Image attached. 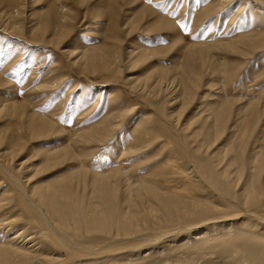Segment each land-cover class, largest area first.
Instances as JSON below:
<instances>
[{
  "label": "bare ground",
  "instance_id": "obj_1",
  "mask_svg": "<svg viewBox=\"0 0 264 264\" xmlns=\"http://www.w3.org/2000/svg\"><path fill=\"white\" fill-rule=\"evenodd\" d=\"M24 1L25 0H6V6L0 10V33L1 35L7 37L6 39L8 40V43L10 42L12 46L14 45V50L17 51H13L15 53L12 55L11 53L5 52L6 50L4 49V54L2 56L3 58H6V61L4 70L0 72V86L8 85L9 87L8 82H11L13 79L10 81L8 77L17 80V78L14 76L16 74H21L26 69L28 65L25 61V58L28 51L27 48L29 46L31 47L32 45L31 42L44 44V46L50 49H56L58 46V48H60V44L63 43L67 38L71 29V24L68 22L70 17L68 14H66L65 8L63 9V7L57 6V8H54L50 12V15L41 18L42 20L33 22L30 19L29 31L31 32L30 36L32 39H23L27 38L23 37L26 30L24 29V26L21 25L22 22L19 23L17 17L21 16L20 12L21 8L24 7ZM186 1L188 2V0ZM238 2L239 0H212L210 6L205 8L204 12L206 11V15L202 20H206V18L214 15L222 16V14L230 12L232 7H234V5ZM250 3H252L251 6ZM246 5H248L249 8L245 7ZM228 18L230 23H236L238 20L242 19L246 24L256 22L261 23L259 25L260 27H263L264 0H244L241 5L235 9V11L229 14ZM152 21L153 22L149 24L150 28L152 26L156 27L158 25L163 26L164 29L170 28V19H167L163 16H155ZM236 25L237 24H235V26ZM241 34H243V32ZM246 35H241L243 37L240 36L241 38L239 37L238 39L229 40L221 44H187V47L183 48L184 50L186 49L184 57L187 60V64L185 66L181 65L178 67L184 68L182 69L184 72H186L185 70H187L188 73L191 72L189 75L194 74V76H191L190 79L186 78V81L180 78L182 76L181 74H177L180 77L174 75L166 81H164L166 77H164L165 75H162L163 73L152 75L153 73L158 72L157 70L159 67L152 68L146 75V77L148 76V79L143 82H141V78L139 76L134 74L131 76L128 74L125 75L126 78L124 87L129 93H131L130 95L133 96L136 93L140 98L150 97L153 101H156V103L161 106L163 102L169 100L170 104L173 106L177 105V110L175 113H172V111H169L168 109H162L163 107H161V111H150L146 112L144 115L142 114L143 116L141 122H143L144 127L146 128L140 127V130L137 131L133 147H130L129 149L122 148V150H124L125 153L134 151L139 152L143 149L151 150L156 143L164 142L162 150H164L163 148L168 149L169 153L165 156L163 160L164 163L162 162V172L157 176L156 180L150 181L148 179L141 178L135 182L130 180V178H127L123 183V189H121L122 187L120 188L118 182L117 185L107 174L92 173L86 169L87 167H85L84 157L88 156V146L91 147V145L98 144L99 141L113 137L115 132L121 130L123 123L126 121L130 113L133 112V116H136V113L138 112V107L135 105L136 103H134L135 106L131 105L133 101L128 106L124 105L125 100L127 101L129 99L126 98L128 95L124 97V95L116 89L114 86L115 81H117L116 78L123 72H129L134 70V68H138L141 65L143 66L146 64L148 59H152L153 54H155V50L147 48L144 45H139L135 46L134 49L126 51V53L123 55L120 53V46L118 44H111L114 42H111L109 45H105V47H85L84 50L77 52V55L76 51L72 49L69 51L65 48H61L58 51L64 55L62 58L66 61L64 63H60L59 59L58 61L54 60L47 68L45 64V59L47 57L46 54H42V48L35 49L34 51L32 49V53L35 54L33 58L31 57V60L33 61V64L31 65L32 69L30 72L28 71L29 73L27 74L25 80L28 94L30 93L31 96L35 98L34 100L47 102L48 105L55 100V103H57L59 106H61V103H65V100L63 102L62 99L68 98L70 101L73 97L75 102L72 100V103H75V106H77L73 109L71 108L72 106L70 107L69 105L70 108H68L67 113H73L71 114L73 116L70 117L71 124L73 126L80 127L76 128L73 133H70V135L67 137L66 145L57 147L55 146L53 148L47 149V151H45L46 154L43 155L45 158L41 160L43 161L42 163L45 164L41 166L45 168L51 167L55 163L61 162L65 157L74 159L75 161L78 159L79 161L80 157L82 156L80 166L76 167L78 169L75 168V170L69 171L64 178L58 179L56 181L58 185H56L54 188H52L54 185V182H52L48 188L47 186L44 187L45 189L36 188L34 193L37 194V196L33 194L31 195L36 197L34 200L37 204L38 202L43 203L44 206H48V209L49 206L52 207V204L55 202V198L64 199L62 206L60 205L58 208L53 206L55 209L53 207L51 208L53 212H56V214L57 211L63 214L59 229L66 228L68 231L73 229L76 234H72V237L78 235L79 232H87V234H90L91 231H98L99 233L101 232L108 234V236L112 237L113 239L132 240L140 238V243H149L151 240L153 241L152 238L155 235L157 237H155L156 239L154 240H159L158 238L160 237L166 238V236L173 233V235H175L177 232H173L175 229L173 226L181 225L185 222L188 223L190 217L199 215L197 218H203L204 216L210 215L213 211L221 210V206V208L219 205L215 206L210 201V199H214V196L211 195L213 192L212 190L209 191L210 188L208 186L207 187L209 189L206 187L205 188L210 194L205 190L204 194L211 195L213 198L210 196L209 199L205 200L203 199L204 196L202 194L198 197L197 192L201 188V179L204 177L201 178L199 167L195 162L196 158L191 156L193 159H195L193 160L195 163H193L191 157L189 160L186 159L187 156L186 158L184 156L185 153L196 152V149L193 148V150L191 149L190 151V146L188 147V145H190L189 142L188 145H186L187 147L181 143L175 145L173 141L168 140V138L165 137L166 135L164 133V129L170 128L172 129L173 133L175 132L176 134L188 130L187 127L181 128V124L179 128L177 126L181 120L180 116L183 113L182 109L191 99V90L195 87L194 79L196 76L198 77L201 75L198 71H196V67L193 65V60L195 58L199 60L201 59L200 61L202 65L208 60V58L210 62L214 58L211 50L217 47H219V49L223 47L228 51L234 50L235 52L237 51L239 53L243 52L244 48H247L246 45L248 48L250 47L252 51L253 48L256 49L264 47V31L259 30L256 32V34ZM1 37L2 36H0V42ZM222 64L224 65L226 63ZM77 65L88 69L90 68L93 71L98 69L99 66L100 68L107 70L109 73L107 78L110 80L109 89H96L95 93L89 92L88 94L83 91L86 94L80 93L77 95L76 92L78 89L76 88L77 86L79 87L78 80H75L71 86L68 85L72 79V69ZM217 65L218 62L216 63V70L219 72L223 71V69L217 68ZM185 74H187V72ZM66 86L68 89H65L66 91L62 96L61 94L63 93V89ZM10 88L13 89V86ZM105 92H107L108 100L103 103L102 99L100 98L105 95ZM151 93H153V95H150ZM8 96L9 95H6L5 99L0 104V119H6V128L11 129L9 135H0V173L5 172L7 174L10 171L8 163H10L12 160V164H14V158L17 154L19 155L20 150L23 148L25 142H23L24 139L22 137L24 134H26V136L43 135L45 137H49L51 135H61V132H65L64 128L58 125V121H61V118L58 116H63L62 113L65 107L63 109H61L62 107H59L61 110H63L60 113L59 108L57 111H55L56 109L54 106L52 108L50 107V109L48 106H46V104L45 106L48 107L50 111L47 110L45 113H41L40 110H37L38 112H35V107H32L27 101H9L11 99H9L10 97ZM101 103L106 107V111H103L104 116L102 119L99 120V122L93 127L90 126L91 128L81 127L83 124L89 121V119L85 120V117L94 112H101V110H99ZM259 103L256 101H251L235 111L234 119L237 122L236 124L240 123L241 125H244L243 129V126H240L243 131H241L243 134L242 136H247L246 133L251 132V129L255 128L258 121H260V118L264 116V104L259 106ZM220 104L221 105H219V109L217 108L218 106L216 107L218 109H216L218 111L217 113L214 112L216 111L215 109H213V111L212 108H208L209 113L201 114L195 119L198 122L199 118L203 115V122L201 121V123H203L208 130H205L206 133L204 134V138L200 135V131H202V129L191 130L189 136L192 138V143L196 144V142H198L197 144L199 148L207 144L208 150H211L214 145L217 144L220 135H222L223 132L229 128H231L230 131L232 132L236 129H232L233 126L232 124H229L228 120L231 114V101H229L227 98H224ZM41 105H37V107H40ZM123 106L125 108H129V110L127 111L125 108H123ZM101 108L103 110V107ZM62 123H60V125ZM233 124H235V122ZM84 127L86 126L84 125ZM137 127L138 125L134 128V130H138L139 127ZM176 136L177 135H175V137ZM131 137H133V135ZM188 137L184 136L183 139L180 137L178 139H182L185 142V139ZM230 138H232V135ZM213 153L214 155L212 158H214L217 166L221 168L218 172L219 176L228 177V179L230 178L232 181H230L231 184L233 183L234 186L237 185L239 183L240 177L239 179L237 178V180H234V177L232 176L233 172L230 171V167L232 166L231 162L224 167L223 162L226 160L224 152L213 151ZM262 158L264 157H261V159ZM253 159L254 158L252 157V160ZM258 159L259 157L253 161V164L258 167L259 171V164L261 162L258 161ZM241 170L242 169H240V171ZM240 171H237L236 173L240 174ZM193 172L194 174H192ZM88 173H92L88 181L89 184L94 187L93 189H95L94 196H90L91 192L88 193L89 191L87 194H85V190L88 188H85L87 186L86 178ZM177 175L180 177L176 178ZM5 176L7 175L5 174ZM194 176L200 177V179H198L200 184L193 182ZM252 177L253 176H249L247 185H244V190L241 192L242 194H239L241 195V202L243 204H257L259 201H261V199L263 200L262 196L264 195V181L257 180L258 178L253 181V179H251ZM6 179V177H2L0 175V227L4 228L5 230L4 236H6L8 231L11 229V227H7V225H10V221L8 220L11 218L8 219V216L6 215H10L12 210H14V207H12L13 205L10 201L12 197L9 196V193L12 192L11 189L13 185L8 183L6 186ZM12 183H17V186H19L17 188H20L22 191V185L19 184L20 182L13 181ZM218 183H214L216 187H218ZM221 184L222 183H220V185ZM224 187H226L225 184ZM96 192H98V194H96ZM91 197L92 201L90 199ZM116 197H118L120 201L124 203L123 207H118L120 205L119 203L110 204L109 199H115ZM94 198H99L101 201L95 203L93 202V200H95ZM150 198H152V202H150ZM115 202L116 201H114V203ZM83 203H85V206H83ZM37 207L42 212H45L43 206L39 205ZM203 214L204 216H202ZM261 215L263 214L252 213V222L246 226L233 225L232 219V223H224L227 220L215 221L207 226V232L202 230L199 231V229L198 231H192L183 239V241L180 242H178V240L175 241L179 237L176 239L172 238L173 240H167L166 238V244L161 247L162 249L160 250L162 251L158 254V256L163 254L161 259H159L157 262H149L147 264H230V259H220L221 261L218 260L225 255L226 257L229 256L228 258H231L228 253H230L235 258V263L233 264H264V217ZM67 216H70L71 218L68 219ZM47 226H49V224L42 228L45 230V232L43 231L44 233H46L48 230ZM60 233L63 232L52 231L48 235L44 234L42 236H37L35 233L29 230V226L23 228L21 231L9 236L7 241H4V243L2 242L3 244H0V264H53L52 262L58 263L60 261H73L76 258L92 256L93 254H96L95 250L98 249L92 248L89 250H74L73 252L67 254L64 258L56 257L57 254L54 255L55 251L53 252V250L48 246L57 247L60 245V247L70 249L71 245L76 243L74 239L71 240L65 234L64 238L61 239ZM173 235H170V237H173ZM62 242H64V244H62ZM172 242L174 243L172 244ZM154 243L156 245V242H153V244ZM171 245H174L175 247H171ZM166 248H170L173 251L175 250L178 254L172 252L174 253L173 255L166 256ZM217 249L219 250L215 251ZM58 254L61 257L62 254L60 252ZM215 255H217L219 258ZM146 256L151 257V254H145V257ZM128 261L129 260H127V262ZM91 263L92 262L90 261L85 262V264Z\"/></svg>",
  "mask_w": 264,
  "mask_h": 264
},
{
  "label": "rangeland",
  "instance_id": "obj_2",
  "mask_svg": "<svg viewBox=\"0 0 264 264\" xmlns=\"http://www.w3.org/2000/svg\"><path fill=\"white\" fill-rule=\"evenodd\" d=\"M5 1L6 0H0V10L6 6L5 4L7 3ZM243 1L244 0H239V2L236 3L234 7H232V10L230 12L222 14V16L214 15L206 18V20H202L206 15V11L204 12V10L205 8L210 6L212 0H188V2L186 0H25L23 4L24 7L21 8V16L17 17L19 23L22 22L21 25L24 26V29L26 30L23 37L27 38L23 39H32V37L30 36L31 32L29 31L30 19L33 22L42 20L41 18L50 15V12L54 8H57V6L63 7V9L65 8L66 14H68V16L70 17L68 22H70L71 24V29L67 38L63 43L60 44V48H58L59 46L56 48L57 50L55 48L50 49L44 46V44L31 42L32 45L31 47L29 46L27 48L28 51L25 58L28 66L24 70L25 72L23 71L21 74H16L14 76L17 78V80L8 77L10 81L11 79H13L11 82H8L9 87L8 85L0 86V104L3 102L6 95H9L8 97H10L9 99H11L9 101L25 100L32 107H35V112H38L40 110L41 113H45L47 110L50 111L53 106L56 109L55 111H57L59 107H62L61 109L65 107L64 111L59 108L60 113L63 111L62 114L64 117L62 115L58 116L61 118V121H58V125L62 126L65 132H61V135H51L49 137H45L43 135L26 136V134H24L22 138L24 139L23 142L25 143L22 150H20L19 155L17 154L18 157L16 155V157L14 158V164H12V160L10 161V163H8V167L10 170H8L9 173H0L2 177L7 178L6 183L4 182L6 186L8 185V183H11V185H13L11 189L12 192L9 193V196L12 197L10 201L13 205L12 207H14V210H12L10 215H6L8 216V219L11 218L10 220H8L10 221V225H7V227H11V229L8 231L6 236H4V228L0 227V244H3L4 241H7L9 239V236L29 226V230L35 233L37 236H42L44 234L48 235L52 231H61L63 232L60 233L61 239L64 238L65 234L71 240L74 239L76 241L74 245H71L70 249L60 247V245L57 247L48 246L53 250V252L55 251V254L53 252L52 253L54 255L57 254L56 257L64 258L67 254L73 252L74 250H89L92 248L98 249L95 250L96 254H93L92 256L76 258L73 260L74 262L60 261L58 263L52 262L53 264H85L86 261L92 262L91 264H147L149 262H157L159 259H161L163 254L159 256L158 254L162 251L160 249H162L161 247L166 244L167 240H173L174 238L176 239L177 237H179L180 239L177 238L175 241H183V239L190 232L198 231V229L199 231L202 230L207 232V226L215 221L227 220L224 223H230L232 219L233 223H231L233 225L246 226L252 222V213H262L263 215L261 216L264 217V195L262 196L263 200L261 199L259 203L248 205L241 202V195H239L241 192H243L244 185H247L249 176H253L251 178L253 179V181L256 180V178H258L257 180L264 181V158L261 159V157H264V116L260 118V121H258L256 127L251 129V132L246 133L247 136H242V129L244 128V125H241L240 123L236 124L237 122L234 119L235 111L238 108L246 105L248 102H261L259 103V106L264 104V47L256 49L253 48L252 51V49L250 47L248 48L247 45V48H244L243 52H240L241 54L237 51L235 52L234 50L228 51L223 47H221L220 49L219 47L214 48L211 50L214 58L210 62L208 58V62L206 61L203 65L200 61L201 59L199 60L195 58L193 60V65L196 67V71H198L201 75H199L198 77L196 76L194 79L195 87L191 90V99L182 109L183 113L180 116L181 120L177 126L179 128L181 124V128L187 127L188 130L176 134L175 132L173 133L172 129L170 128L164 129V133L166 135L165 137H167L168 140L173 141L175 145L181 143L186 146L189 142V150L191 151V149L193 150V148L196 149V152L194 153L189 152L183 155L185 156V158L187 156L186 159L189 160L192 157L196 158V160L192 158V162L197 163L201 178L204 177L203 179H205H201V182L205 183L200 184L198 180L200 179L199 176H194L193 178L194 183H198L201 185L200 190H198L197 192L198 197L202 194L204 196L203 199L206 200L209 199L211 195H213L214 199H210V201L215 206H221L222 208L220 207V211H213L208 216H204L203 214V218H197L199 215L190 217V220L188 221V223L191 222L190 224L185 222L181 225H174L173 227L177 229H174L173 232L177 233L175 235H173V233L166 236L167 240L165 237H160L158 238L159 240H154L156 239L155 237H157L155 235L152 238L153 241L151 240V242L149 243H140V238L132 240L113 239L112 237L108 236V234L101 232L99 233L98 231H91L90 234H87V232H79V234L77 233L78 235L72 237V234H76L73 229H70L69 231L66 228L59 229V226H61L63 214L57 211V215L56 212H53V210L51 209L53 206L55 208L60 207V205L62 206L64 199L55 198V202L52 204V207L49 206V209L48 206H44L43 203L38 202L40 206L44 207L45 212H42L40 209H38L37 206L39 205L34 200L36 199L35 196H37V194L34 193V190L36 188L45 189V186H47L48 188L52 182H54V185L52 186V188H54L56 185H58L56 183L58 179L64 178L69 171L75 170L76 167L80 166L82 156L80 157L79 161L78 159L75 161L74 159L65 157L61 162L55 163L56 165L54 164L53 166L46 168L42 167L45 164L42 163L43 161H41L45 158V156H43L46 154L45 151L55 146L57 147L66 145L67 137L70 135V133H73V131L80 126H73L70 121V117L73 116L71 114L73 113H67L68 108H70L71 106V108L73 109L77 107L75 106V103H72L73 97L70 101L68 98L62 99L63 102L65 100V103H61V106H59L57 103H55V100L48 105L47 102L34 100L35 98H33L30 93L28 94L25 80L27 74L32 69L31 65L33 64V61L31 59L35 55L34 53H32V49L34 51L35 49L42 48V54H46L47 57L45 59L47 68L54 60L58 61L59 59L60 63H64L66 61L62 58L64 57V55L60 53V51H58L61 48H65L69 51L72 49L76 51L77 55V52L84 50L85 47H105V45H109L111 42H114L111 44H118L120 46V53L123 55L126 53V51L134 49L135 46L139 45H144L147 48L155 50V54H153L152 59H148L146 64H144L143 66L141 65L138 68H134V70H131L129 72H123L116 78L117 81H115L114 86L116 87V89L119 90L124 95V97L128 95L126 98L129 99L127 101L125 100L124 105L128 106L133 101L131 105H136V107H138L136 116H133V112L130 113L131 116H128L126 121L123 123L121 130L115 132L113 137L99 141L98 144L91 145V147L88 146V156L84 157L85 167H87L86 169H88L92 173L107 174L109 177H111V180H113L117 185L119 183L120 188L122 187L121 189H123V183L127 178H130V180L135 182L141 178H145L150 181L156 180L157 176L162 172L164 163L163 160L169 153L168 149L163 148L164 150H162L164 142L156 143L151 150L143 149L139 152L134 151L128 153H125L124 150H122V148L129 149L130 147H133L137 131L140 130V127L146 128L144 127L143 122H141L142 116L146 112L159 110L161 111V107H163L162 109H168L169 111H172V113H175L177 110V105L173 106L172 104H170L169 100L163 102L161 106L158 105L156 101H153L150 97L140 98L136 93L133 96L130 95L131 93H129L128 90L124 87L126 78L125 75L128 74L131 76L134 74L136 76H139L141 78V82H143L148 79V76L146 77V75L152 68L159 67V69L157 70L158 72L153 73L152 75L163 73L162 75H165L164 77H166L164 81L170 79L174 75L179 76L177 74H181L182 76L179 77L184 81H186V78L190 79L191 76H194V74L189 75L191 74V72L188 73L187 70H185L187 72V74H185L186 72L182 70L184 68H178L181 65L185 66L187 64V60L184 57L186 49H183L184 47H187V44H221L229 40L238 39L241 35L244 36V34H256V32H258L259 30L264 31L263 23V27H260L259 24L261 23L254 22L246 24L242 19L238 20V22L236 23L229 22V14L235 11V9H237V7L241 5ZM251 5L252 3H250V6ZM245 7L249 8L248 5H246ZM155 16H163L167 19H170V28L164 29V27L161 25H158L156 27L152 26L150 28L149 24L154 21H152V19L155 18ZM235 24L237 25L235 26ZM242 32L243 34H241ZM0 36H2L0 42V48L2 47L0 53V72H2L4 70L6 61V58H3L2 56L4 54V49L6 50L5 52L11 53L12 55L15 53L13 51L16 50H14V45L12 46L10 42L8 43L6 36L1 35V33ZM217 62V68L223 69V71L219 72L218 70H216ZM221 62L226 64L223 65ZM72 71V79L70 80L68 85L71 86L75 80H78L79 87L77 86L76 89H78L79 91L77 90V95L85 92L87 94L89 92L95 93L96 89H109L110 80L107 78L109 73L107 72V70L100 68V66L98 69L93 71L90 68L88 69L77 65L73 67ZM11 86H13V89L10 88ZM15 86L17 87V89ZM67 86L63 89V93L61 94L62 96L66 91L65 89H68L69 86ZM22 90L27 91L24 92ZM150 95H153V93H151ZM224 98H227L229 99V101H231V114L228 120L229 124H232L233 126L232 129H236L232 132L230 131L231 128H229L228 130L223 132L222 135H220L217 144H215L211 150H208L207 144L199 148L197 144L198 142H196V144L192 143V138L189 136V134L191 133V130L202 129V131H200V135L204 138V134L206 133L205 130H208L206 129V126L201 123V121L203 122V115L199 118V120L197 118L198 122L195 119L201 114L209 113V109L211 108L212 110H216L217 108L219 109V105H221L220 103ZM100 99H102L103 103L107 101V92H105V95H103ZM73 102H75V100H73ZM134 103L136 104L134 105ZM37 105H41L40 107L42 109L40 107H37ZM45 105L51 108L49 109ZM100 106L103 107V110L100 107L99 110H101V112H94L95 114H90L91 116H87L88 118L85 117V120L89 119V121H87V123L83 124V126L81 127H93L99 122V120L102 119V117L104 116L103 114L106 111V107L102 103ZM123 108L125 107L123 106ZM125 109L127 111L129 110V108ZM217 110L213 111L217 113ZM6 122V119H0V135L7 136L10 134L9 132L11 129L6 128ZM234 122L235 124H233ZM60 123L62 124L60 125ZM201 124L202 126L204 125L203 128ZM84 125L86 127H84ZM137 125L139 127H137L138 130H134ZM240 126H243L242 129ZM132 135L133 137H131ZM175 135L177 136L175 137ZM183 135L185 137L189 136L190 138H186L187 140L185 139L184 142V140H182L184 137ZM231 135L232 138H230ZM178 136L182 139H178ZM202 137L201 139L203 140ZM213 151L224 152V156L226 159L224 160L225 162H223L224 167L225 165L227 166L228 163H232L230 171L233 172L232 176L234 177V180H237V178L239 179L240 177L239 183L237 185L234 186L233 183L231 184L232 181L230 178L228 179V177L219 176L218 172L221 168L217 166L214 158H212V156L214 155ZM252 157L254 158L253 160ZM257 157H259L258 161L262 163L259 164L261 171H258V167L253 164V161H255ZM193 160H195V162ZM240 169L242 170L240 171ZM237 171H240V174H237ZM92 173L87 174L86 181L88 184L86 183L87 186L85 187H88L85 190V194H87V192L89 191L88 193L91 192L90 196L95 195V189H93L94 187L89 184L88 181ZM5 174L7 176H5ZM192 174H194V172ZM177 176L176 178L180 177L179 175ZM13 181L20 182L19 184L22 185L21 187L24 193L20 190V188H17L19 187L17 186V183H12ZM213 181L214 183L219 182L218 187H216ZM220 183L222 184L220 185ZM224 184L226 187H224ZM205 187L208 188L209 191L212 190L213 193L211 195L204 194V190L207 191ZM209 191L207 192L209 193ZM32 194L35 196H31ZM96 194H98V192H96ZM238 195L240 196V198ZM213 196L211 197L213 198ZM90 199L92 201V197ZM94 199L95 200H93V202L95 203L101 201V199L99 198ZM109 200L110 204H120L119 206H114H124V203L121 202L118 197ZM149 200L150 202H152V198H150ZM114 201L116 202L114 203ZM84 204L85 203H83V206H85ZM67 218L70 219L71 217L67 216ZM47 223L49 224V226H47L48 230L46 231V233H44L45 230L42 228L48 225ZM170 235H173V237H170ZM64 242H62V244H64ZM153 242H156V245L155 243L153 244ZM173 243L174 242H172V244ZM174 245H171V247H175ZM166 250V256L176 253L175 250L173 251L170 248H166ZM218 250L219 249L215 251ZM59 252L62 254L61 257L58 254ZM145 254H151V257H145ZM228 255H230L231 258H228ZM228 255V257H226L225 255L221 258H219L217 255L215 256L219 258L218 260L230 259V264L235 263L234 256H232L230 253H228ZM127 260L129 261L127 262Z\"/></svg>",
  "mask_w": 264,
  "mask_h": 264
}]
</instances>
